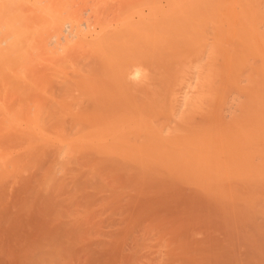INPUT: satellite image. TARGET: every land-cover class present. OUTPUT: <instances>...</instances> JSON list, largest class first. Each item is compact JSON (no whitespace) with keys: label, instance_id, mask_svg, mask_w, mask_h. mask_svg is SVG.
<instances>
[{"label":"bare ground","instance_id":"6f19581e","mask_svg":"<svg viewBox=\"0 0 264 264\" xmlns=\"http://www.w3.org/2000/svg\"><path fill=\"white\" fill-rule=\"evenodd\" d=\"M0 264H264V0H0Z\"/></svg>","mask_w":264,"mask_h":264}]
</instances>
